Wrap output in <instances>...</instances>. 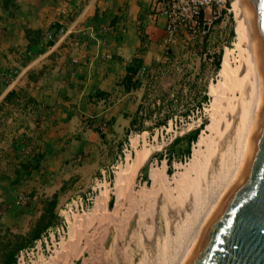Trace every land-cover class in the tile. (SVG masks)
Returning <instances> with one entry per match:
<instances>
[{
	"label": "crops",
	"instance_id": "obj_1",
	"mask_svg": "<svg viewBox=\"0 0 264 264\" xmlns=\"http://www.w3.org/2000/svg\"><path fill=\"white\" fill-rule=\"evenodd\" d=\"M161 7V0H0V72L23 71L0 91L9 147L23 135H34V153L42 155L45 172L59 152L65 157L105 151L111 157L137 119L131 94L140 67L145 76L159 69L176 91L198 92L215 70L202 55L219 54L221 31L188 41L180 29L164 54ZM101 25L105 31L91 36L90 30ZM58 28L71 32L60 35Z\"/></svg>",
	"mask_w": 264,
	"mask_h": 264
},
{
	"label": "bare ground",
	"instance_id": "obj_2",
	"mask_svg": "<svg viewBox=\"0 0 264 264\" xmlns=\"http://www.w3.org/2000/svg\"><path fill=\"white\" fill-rule=\"evenodd\" d=\"M228 10L235 25L232 48L221 55L218 79L210 88V122L194 141L189 162L177 165L181 171L172 176L164 162L154 164L150 183L135 190L137 172L159 145L149 147L146 134L131 139L113 181L97 186L91 209H71L64 216L65 230L58 237L50 234L27 264H70L80 256L82 264H104L106 244L114 264H179L240 166L257 106L255 62L240 0H230ZM135 234L140 253L134 262L121 254Z\"/></svg>",
	"mask_w": 264,
	"mask_h": 264
},
{
	"label": "rangeland",
	"instance_id": "obj_3",
	"mask_svg": "<svg viewBox=\"0 0 264 264\" xmlns=\"http://www.w3.org/2000/svg\"><path fill=\"white\" fill-rule=\"evenodd\" d=\"M213 27L208 35L214 29L221 31V58L223 51L228 50L226 48H232L234 39L235 25L231 12L214 21ZM218 74L219 67L200 83L198 92L182 87L176 91L171 88L169 80L162 78L159 69L135 79L131 95L137 119L134 126L120 136L113 155L110 157L108 152L98 151L92 156L78 153L64 157L59 152L51 157L52 169L49 172L44 171L43 162L39 163L44 161L42 155L34 153L37 150L34 135H23L12 148L9 147L10 139H4V107L0 108V227L4 228V234L0 235V261L3 259L4 264H20L21 261L27 264L38 246L45 248L50 234L58 237L59 232L65 230L64 216L71 209L89 211L97 186L113 181V170L125 162L129 141L133 138L146 134L149 147L159 145L137 172L133 184L135 190L150 183L149 173L154 160L156 164L165 161L169 176L181 171L177 165H186L192 156L190 140L185 137L197 133L194 143L210 122V88L217 81ZM202 121H205L204 125H201ZM172 137L182 141L172 143ZM186 147L189 148L187 153ZM18 194L26 197L25 204L15 203ZM107 204L111 207L112 196ZM131 239L128 245L122 246L121 255L125 259L131 257L135 262L140 253V238L135 234ZM110 253L106 244L102 254L104 264H114ZM82 260L80 256L72 259L70 264H82Z\"/></svg>",
	"mask_w": 264,
	"mask_h": 264
},
{
	"label": "water",
	"instance_id": "obj_4",
	"mask_svg": "<svg viewBox=\"0 0 264 264\" xmlns=\"http://www.w3.org/2000/svg\"><path fill=\"white\" fill-rule=\"evenodd\" d=\"M258 85L240 166L179 264H264V0H240Z\"/></svg>",
	"mask_w": 264,
	"mask_h": 264
},
{
	"label": "built area",
	"instance_id": "obj_5",
	"mask_svg": "<svg viewBox=\"0 0 264 264\" xmlns=\"http://www.w3.org/2000/svg\"><path fill=\"white\" fill-rule=\"evenodd\" d=\"M230 0H161L162 7L160 15L163 17V36L160 40L159 46L161 51L165 54L174 42L176 35L180 29H184L187 34V40L193 41L197 37L208 36L209 30L213 27L214 21L221 19L229 13ZM204 9H207L206 14H203ZM64 13V9L60 10ZM105 31L104 26H98L95 30H90V35L95 33H102ZM71 30L58 28L57 33L70 34ZM51 33H46V40H50ZM77 44L76 42H74ZM100 43V40H97ZM103 58L108 59L109 54L103 53ZM202 59L208 63H212L214 58L210 55L203 54ZM74 61V60H73ZM23 74V71L16 69H9L8 71L0 72V91H4V87L13 85L16 80ZM145 68H138L133 75V79H138L145 76ZM0 92V93H1ZM4 96V95H3ZM175 137H172L173 140ZM170 140V141H171ZM190 148L193 145V140L189 142ZM185 156H183V159ZM165 162V161H164ZM154 164L156 161L154 160ZM146 181H144L145 183ZM16 204H25L26 197L18 194L15 199Z\"/></svg>",
	"mask_w": 264,
	"mask_h": 264
},
{
	"label": "trees",
	"instance_id": "obj_6",
	"mask_svg": "<svg viewBox=\"0 0 264 264\" xmlns=\"http://www.w3.org/2000/svg\"><path fill=\"white\" fill-rule=\"evenodd\" d=\"M235 32V31H234ZM234 37V36H233ZM226 49H228V50H230L231 49V46H230V48H226ZM221 54V53H220ZM220 54H218L216 57H214V65H215V68L217 69V67H219V63H220ZM204 123H205V121H202L201 122V125H204ZM196 136H197V133H193L192 135H189L188 137L190 138V140H194L195 138H196ZM177 137H175L173 140H172V143H175L176 141H177ZM188 150H189V148H188ZM53 217V216H52ZM75 264H77V263H75Z\"/></svg>",
	"mask_w": 264,
	"mask_h": 264
}]
</instances>
